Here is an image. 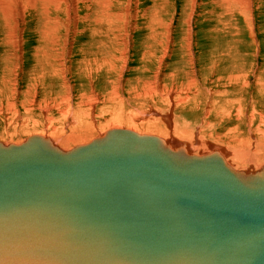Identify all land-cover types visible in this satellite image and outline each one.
Listing matches in <instances>:
<instances>
[{"label":"rangeland","instance_id":"374dc122","mask_svg":"<svg viewBox=\"0 0 264 264\" xmlns=\"http://www.w3.org/2000/svg\"><path fill=\"white\" fill-rule=\"evenodd\" d=\"M77 109L92 138L110 129L114 113L149 119L156 109L171 122L186 119L191 131L207 119L205 143L235 149L249 139L258 148L264 0H0V142L39 129L64 148Z\"/></svg>","mask_w":264,"mask_h":264},{"label":"water","instance_id":"95a60500","mask_svg":"<svg viewBox=\"0 0 264 264\" xmlns=\"http://www.w3.org/2000/svg\"><path fill=\"white\" fill-rule=\"evenodd\" d=\"M170 150L121 130L87 152L0 153V264H264V172Z\"/></svg>","mask_w":264,"mask_h":264},{"label":"bare ground","instance_id":"6f19581e","mask_svg":"<svg viewBox=\"0 0 264 264\" xmlns=\"http://www.w3.org/2000/svg\"><path fill=\"white\" fill-rule=\"evenodd\" d=\"M105 16L107 19H109L110 13H108ZM101 20H104V19L102 18ZM185 104H188V103L184 101V105ZM96 105L97 104L95 102L89 104L90 107H94V108L96 107ZM102 110L105 111V107H103ZM152 110L153 112H156L157 116L155 117L154 115V118H149V119H142L144 118L145 115H148V114H145L146 112L140 113V115H137L136 113L132 115H127L126 118H125V115L123 114V110L122 112L114 113L113 114L114 116L110 117L109 121L106 122L105 124L106 126L110 127V129L102 132V135L100 137L95 138L96 137L95 136L94 138H92V135H89L88 134L89 131L87 130V126H89V123L91 124V122L85 121L86 118L88 119V114H86V112L83 113V111L80 112V109H77L74 112V114L71 116V117H74L71 119V121H74V124L70 128L71 132H69L70 134H64L62 141H61L63 142V145L66 146L64 147L65 149L59 147L60 145L58 146V143L60 141L59 142L53 141L54 140L53 136L55 135H52L50 133L46 134L44 132L42 133L43 130L40 131L39 129H35L37 131L31 132L30 134H33V135L28 136V139H25L24 141L20 142L16 140L17 142H12L10 144H4L3 142L2 143L0 142V153L8 154L9 152L15 151V152H18L19 154L26 155V157L29 159H35V158L42 159L44 158L40 156L42 152H46L50 155H55L56 157L60 153L69 154V153H74V152H87L88 150L89 151L94 150L99 145H103L104 143L106 144L107 140H109L113 135H115V133H118L121 130H124V131L127 130V131L134 132L138 135L155 136L159 138L161 141L166 140L168 149L172 150V147H173L172 152H174L178 156V158L183 157L195 163H203V162L209 163L210 168H214L216 171L221 172V173L231 174L235 177H239L242 179H253L256 177L258 179L261 173L264 172V161L261 164L262 167L256 171L255 169L248 170L246 168L240 167L241 165L243 166V164H246V167L249 165H252L255 168L257 167L259 168V166L261 165L259 164L258 160L261 155L264 156V143L258 144L257 146L258 148H256V146L255 148H252V147L250 148L249 146L251 145L250 144L251 142L248 139L246 141H242L240 147H237L235 149L228 147V146L225 147V145L224 146L218 145L215 142L205 143L204 135L202 134L205 133V129H210L211 127V125H207L208 124V122H206L207 119L205 120L206 126L205 124H203V126H205L204 130L198 131V130L193 129V131H191L192 129L188 125L186 119L178 118L175 120V123H174L173 117H172V122H171L170 120L171 117H169L168 114L165 113L166 116L169 118L165 116L163 119L164 114H159L160 112L156 109H152ZM107 111L109 112L110 110L107 109ZM89 113L91 115V112ZM157 117L160 119H158ZM150 119L156 120V121L161 120L163 124L157 125V122L156 124H154L150 121H147ZM26 122L28 124L33 123L34 127H31L32 129L35 128V126L37 127V124H36L37 122L33 119H27ZM127 124H128V127H125L124 125H127ZM49 127L50 129L52 128L51 129L52 133H56V131L54 132L53 130L57 129L58 131L59 129V126L53 125V122L50 124ZM79 129L82 131V134L84 135L82 136L74 135V130L78 132L77 130ZM63 131L60 134H63L64 133ZM197 131H198V135L201 134L202 136L196 135L195 133ZM184 137H187L188 139H190V142L183 140ZM70 143H74V146L68 147ZM12 145L15 146V148H11ZM169 145L171 146V148ZM202 148L204 150H202ZM36 153L38 156L36 155ZM230 160H231V163H230ZM235 160H238L241 165L238 166ZM234 163L236 164V166L234 165ZM236 169L240 171H237Z\"/></svg>","mask_w":264,"mask_h":264}]
</instances>
